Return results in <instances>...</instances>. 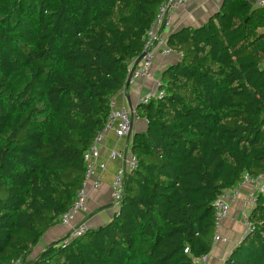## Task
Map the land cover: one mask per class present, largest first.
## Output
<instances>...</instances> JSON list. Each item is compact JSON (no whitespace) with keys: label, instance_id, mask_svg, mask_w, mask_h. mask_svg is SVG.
Instances as JSON below:
<instances>
[{"label":"trees","instance_id":"trees-1","mask_svg":"<svg viewBox=\"0 0 264 264\" xmlns=\"http://www.w3.org/2000/svg\"><path fill=\"white\" fill-rule=\"evenodd\" d=\"M224 0L169 36L164 96L139 103V162L106 224L46 245L84 181V153L162 0H0V264H194L214 202L264 174V8ZM224 264H264V194Z\"/></svg>","mask_w":264,"mask_h":264},{"label":"built area","instance_id":"built-area-1","mask_svg":"<svg viewBox=\"0 0 264 264\" xmlns=\"http://www.w3.org/2000/svg\"><path fill=\"white\" fill-rule=\"evenodd\" d=\"M189 1L162 0L157 9L155 19L146 32L143 51L145 54L134 69V61L131 63L128 69L129 75H131L129 85L127 86L126 83L119 93L125 95L129 86L140 84L143 80L152 79L158 55H169L176 52L168 43L169 35L165 31V25L170 13L185 7ZM255 6L264 8V0H256ZM154 80L153 88L142 92L139 97V103H148L152 98L164 96L163 78L159 77ZM115 106L116 99L114 96L110 101L111 111L104 127L97 133L92 144L84 153V181L77 191L71 206L59 217V224L62 226L71 225L79 213L87 211L90 187L98 188L100 174L107 169L109 161L119 159L122 161L121 167L114 176L111 190L112 200L118 206L123 198L127 176L137 169L139 160L129 148L119 149L113 147L110 149L107 159L102 158L101 147L105 136L110 130L114 131L117 139H121L129 135L133 129L134 117L136 116L135 111L129 110L126 107L116 108ZM247 184L253 185L258 193L264 194V174L254 177L246 173L235 186L224 189L216 198L214 202L215 233L212 240L213 246L221 239L219 235L220 227L223 220L229 215L231 204L238 197L240 189ZM256 201V195L251 196L250 205L254 206L257 203ZM248 216V214L245 216L246 232L254 228ZM89 230L90 226L84 221L71 226L67 233L66 242H70L86 234ZM208 260L209 254L205 253L195 258L194 264H207Z\"/></svg>","mask_w":264,"mask_h":264},{"label":"crops","instance_id":"crops-1","mask_svg":"<svg viewBox=\"0 0 264 264\" xmlns=\"http://www.w3.org/2000/svg\"><path fill=\"white\" fill-rule=\"evenodd\" d=\"M224 0H190L189 3L180 9L172 11L165 25V31L170 36L172 33L184 27H197L204 24L211 16L219 12ZM180 55L173 52L169 55H158L154 66V76L152 79L143 80L140 84L128 87L125 95L118 93L115 96L116 108L126 107L135 111L139 104V97L143 91L153 88L154 79L163 76L164 71L171 65L179 61ZM146 120L139 116L134 117V125L130 137L126 135L117 139L113 130L105 136L101 147L102 158L107 159L110 149H131L133 135L146 129ZM122 165V161H109L107 169L100 174L98 188H91L88 196L87 211L81 212L69 226L60 224L50 228L41 238L40 243L34 248L31 257H35L46 245L61 239L67 235L70 227L86 222L90 228H97L109 222L118 210V205L112 200L111 190L115 174ZM255 187L251 184L244 185L236 200L231 204L230 212L220 227L219 235L221 239L212 246L209 252L207 264H224L230 257L233 250L241 243L246 234L245 216L251 211V196L257 195Z\"/></svg>","mask_w":264,"mask_h":264},{"label":"water","instance_id":"water-1","mask_svg":"<svg viewBox=\"0 0 264 264\" xmlns=\"http://www.w3.org/2000/svg\"><path fill=\"white\" fill-rule=\"evenodd\" d=\"M145 52H143L140 56H138L137 58L134 59V65H133V69L137 66V64L140 62V60L142 59V57L144 56ZM130 76L128 77V82H127V86L129 85V80H130ZM131 132L129 133L128 137H130Z\"/></svg>","mask_w":264,"mask_h":264}]
</instances>
